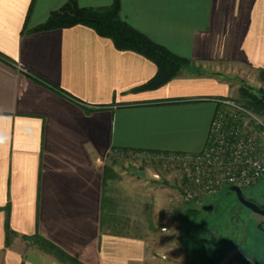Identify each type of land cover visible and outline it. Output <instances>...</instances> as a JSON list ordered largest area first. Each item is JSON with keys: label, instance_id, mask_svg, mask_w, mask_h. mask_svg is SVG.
Returning a JSON list of instances; mask_svg holds the SVG:
<instances>
[{"label": "crops", "instance_id": "obj_1", "mask_svg": "<svg viewBox=\"0 0 264 264\" xmlns=\"http://www.w3.org/2000/svg\"><path fill=\"white\" fill-rule=\"evenodd\" d=\"M67 1L0 0V264H71L52 248L80 264H145L146 242L105 195L104 162L204 148L215 99L235 90L225 77L264 70V0H119L122 21L190 62L155 89L140 88L151 60L87 26L31 32Z\"/></svg>", "mask_w": 264, "mask_h": 264}, {"label": "rangeland", "instance_id": "obj_2", "mask_svg": "<svg viewBox=\"0 0 264 264\" xmlns=\"http://www.w3.org/2000/svg\"><path fill=\"white\" fill-rule=\"evenodd\" d=\"M225 78L235 89L229 98L241 104L247 101L239 90L242 86L264 94L259 71ZM254 114L264 124V111ZM253 126L264 156V132L256 123ZM176 162L164 153L125 152L108 157L103 165L105 195L120 214L125 212L119 217L126 223V232L146 242L145 264H226L236 251L243 264L252 260L264 264V215L239 203L234 192L226 194V187L200 193ZM241 190L264 209V175ZM209 205L211 213L189 212ZM30 243L43 244L39 239Z\"/></svg>", "mask_w": 264, "mask_h": 264}, {"label": "built area", "instance_id": "obj_3", "mask_svg": "<svg viewBox=\"0 0 264 264\" xmlns=\"http://www.w3.org/2000/svg\"><path fill=\"white\" fill-rule=\"evenodd\" d=\"M217 105L204 148L196 154L168 153L181 165L184 177L200 193L227 186L246 187L264 175V156L253 123L264 124L243 104L231 98ZM187 198H192L186 193Z\"/></svg>", "mask_w": 264, "mask_h": 264}, {"label": "trees", "instance_id": "obj_4", "mask_svg": "<svg viewBox=\"0 0 264 264\" xmlns=\"http://www.w3.org/2000/svg\"><path fill=\"white\" fill-rule=\"evenodd\" d=\"M74 25L87 26L93 29L99 36L109 38L118 50L134 51L151 60L156 65L157 72L150 81L140 87L141 89L158 88L175 78L182 69L190 65L188 60L170 54L164 48L155 45L148 38L122 21L119 17V0H113L112 4L105 8H83L79 7L75 0H68L61 8L51 12L47 20L32 29L31 32L67 28ZM0 58L4 59L1 54ZM259 75L264 80V70H259ZM239 90L241 95L247 99L246 103L243 104L245 107L253 113H262L264 111L263 92H249L244 86L240 87ZM123 153L125 152L123 151ZM153 153L160 154L158 152ZM105 171L104 169V182L107 178ZM231 192L233 191H230V186H227L226 194ZM202 207L199 209L191 208L189 212L194 214H199L200 212L203 214L211 213V211L205 213ZM52 249L60 259L68 261L71 264H80L58 249Z\"/></svg>", "mask_w": 264, "mask_h": 264}, {"label": "water", "instance_id": "obj_5", "mask_svg": "<svg viewBox=\"0 0 264 264\" xmlns=\"http://www.w3.org/2000/svg\"><path fill=\"white\" fill-rule=\"evenodd\" d=\"M230 191H233L235 193L237 200L243 206H245L246 208L250 209L254 213H257V214H260V215H264V209H262L261 207H259L254 202L246 199L244 197L243 193H242L241 188H239L237 186H231L230 187ZM202 209L205 210V211H210V210H212V205L203 206ZM244 264H250V263L249 262H245Z\"/></svg>", "mask_w": 264, "mask_h": 264}, {"label": "clouds", "instance_id": "obj_6", "mask_svg": "<svg viewBox=\"0 0 264 264\" xmlns=\"http://www.w3.org/2000/svg\"><path fill=\"white\" fill-rule=\"evenodd\" d=\"M165 231H167V229H165Z\"/></svg>", "mask_w": 264, "mask_h": 264}]
</instances>
